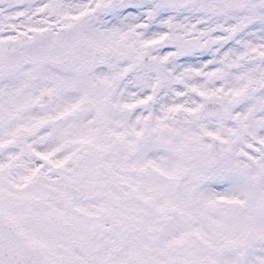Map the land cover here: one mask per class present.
<instances>
[{
    "label": "snow or ice",
    "instance_id": "1",
    "mask_svg": "<svg viewBox=\"0 0 264 264\" xmlns=\"http://www.w3.org/2000/svg\"><path fill=\"white\" fill-rule=\"evenodd\" d=\"M0 264H264V0H0Z\"/></svg>",
    "mask_w": 264,
    "mask_h": 264
}]
</instances>
